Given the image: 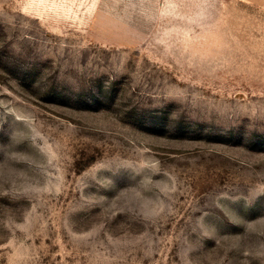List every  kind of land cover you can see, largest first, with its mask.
<instances>
[{"label": "rangeland", "instance_id": "374dc122", "mask_svg": "<svg viewBox=\"0 0 264 264\" xmlns=\"http://www.w3.org/2000/svg\"><path fill=\"white\" fill-rule=\"evenodd\" d=\"M0 264H264V0H0Z\"/></svg>", "mask_w": 264, "mask_h": 264}]
</instances>
